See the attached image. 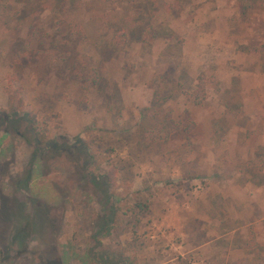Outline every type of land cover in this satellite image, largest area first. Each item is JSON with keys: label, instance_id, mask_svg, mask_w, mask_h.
<instances>
[{"label": "rangeland", "instance_id": "1", "mask_svg": "<svg viewBox=\"0 0 264 264\" xmlns=\"http://www.w3.org/2000/svg\"><path fill=\"white\" fill-rule=\"evenodd\" d=\"M7 89L0 264H264V0H0Z\"/></svg>", "mask_w": 264, "mask_h": 264}, {"label": "trees", "instance_id": "2", "mask_svg": "<svg viewBox=\"0 0 264 264\" xmlns=\"http://www.w3.org/2000/svg\"><path fill=\"white\" fill-rule=\"evenodd\" d=\"M108 1H111V0H108ZM124 36H125L124 34H119L117 36H114L112 41L115 44H124L125 42ZM6 93H7V108L0 109V125L4 123H8L11 128H16L17 123H19L20 121H25V118L28 117L29 118L28 125L30 127V131L33 132L35 139H37V143L44 144L46 142L44 134L36 130V128L34 127V124H35L34 117L30 113H27L25 111L24 102L22 98L20 97L18 91L14 89H7ZM172 122L173 121L170 119H164L160 122H157L156 120H154L153 124L156 130L158 131V134L159 133L161 134L163 132L167 134L168 131L173 128ZM163 140H166V138H163ZM52 147L54 146H51L49 142H46V151L52 150ZM88 158L91 159L90 164L95 162V161H92L93 158L90 154L88 155ZM32 173L33 171L28 176V182H30L32 178ZM102 177L109 180L110 184L115 181L113 174L110 171L105 172ZM18 231H19V228L13 234L15 235L16 233H18ZM122 264H137V261L132 258V259H128L125 262H122Z\"/></svg>", "mask_w": 264, "mask_h": 264}]
</instances>
